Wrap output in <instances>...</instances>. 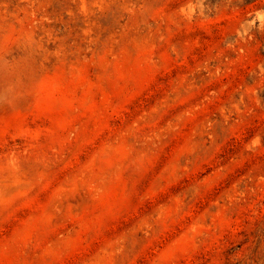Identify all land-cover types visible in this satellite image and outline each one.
I'll use <instances>...</instances> for the list:
<instances>
[{"label":"rangeland","instance_id":"rangeland-1","mask_svg":"<svg viewBox=\"0 0 264 264\" xmlns=\"http://www.w3.org/2000/svg\"><path fill=\"white\" fill-rule=\"evenodd\" d=\"M0 264H264V0H0Z\"/></svg>","mask_w":264,"mask_h":264}]
</instances>
